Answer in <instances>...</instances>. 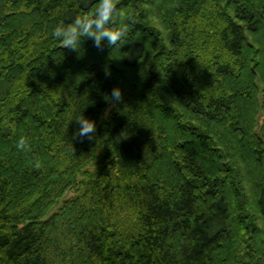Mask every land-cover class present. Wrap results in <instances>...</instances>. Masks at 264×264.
Segmentation results:
<instances>
[{
  "label": "trees",
  "instance_id": "trees-1",
  "mask_svg": "<svg viewBox=\"0 0 264 264\" xmlns=\"http://www.w3.org/2000/svg\"><path fill=\"white\" fill-rule=\"evenodd\" d=\"M97 4L0 0V264H264V0Z\"/></svg>",
  "mask_w": 264,
  "mask_h": 264
},
{
  "label": "clouds",
  "instance_id": "clouds-1",
  "mask_svg": "<svg viewBox=\"0 0 264 264\" xmlns=\"http://www.w3.org/2000/svg\"><path fill=\"white\" fill-rule=\"evenodd\" d=\"M119 0H98L94 13H85L77 15L73 21L67 25L60 24L53 30V37L56 38L63 48L72 51H78L81 42L87 38L94 42V46L103 50L105 44L108 47H114L123 44L127 34L128 25L121 23L118 27L113 26L117 18L123 20L125 13L123 9L118 8ZM106 76L110 72L106 71ZM123 99L122 89L115 87L110 95H105V100L111 104L121 102ZM77 123L80 125L77 137L93 138L96 133V123L84 116L79 117ZM16 147L20 150H29L30 144L26 137H21ZM39 168L40 164L37 163Z\"/></svg>",
  "mask_w": 264,
  "mask_h": 264
},
{
  "label": "rangeland",
  "instance_id": "rangeland-1",
  "mask_svg": "<svg viewBox=\"0 0 264 264\" xmlns=\"http://www.w3.org/2000/svg\"><path fill=\"white\" fill-rule=\"evenodd\" d=\"M262 121V118L260 117V120H259V122H261Z\"/></svg>",
  "mask_w": 264,
  "mask_h": 264
}]
</instances>
